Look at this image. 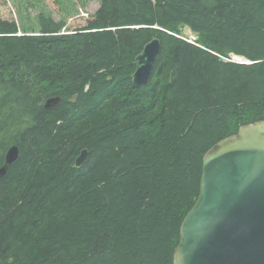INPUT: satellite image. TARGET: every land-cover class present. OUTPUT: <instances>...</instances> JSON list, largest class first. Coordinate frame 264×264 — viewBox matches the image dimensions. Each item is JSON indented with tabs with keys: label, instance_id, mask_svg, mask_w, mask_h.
<instances>
[{
	"label": "trees",
	"instance_id": "obj_1",
	"mask_svg": "<svg viewBox=\"0 0 264 264\" xmlns=\"http://www.w3.org/2000/svg\"><path fill=\"white\" fill-rule=\"evenodd\" d=\"M98 1L71 30L0 18V167L18 148L0 179V264H173L204 155L264 122V0Z\"/></svg>",
	"mask_w": 264,
	"mask_h": 264
},
{
	"label": "water",
	"instance_id": "obj_2",
	"mask_svg": "<svg viewBox=\"0 0 264 264\" xmlns=\"http://www.w3.org/2000/svg\"><path fill=\"white\" fill-rule=\"evenodd\" d=\"M160 48L153 39L136 56L134 85H145ZM59 103L50 97L43 108ZM17 158L18 148L10 147L0 179ZM173 264H264V122L241 127L204 155L199 195L181 223Z\"/></svg>",
	"mask_w": 264,
	"mask_h": 264
},
{
	"label": "rangeland",
	"instance_id": "obj_3",
	"mask_svg": "<svg viewBox=\"0 0 264 264\" xmlns=\"http://www.w3.org/2000/svg\"><path fill=\"white\" fill-rule=\"evenodd\" d=\"M98 0H0V18L14 20L20 27V33L37 32V16L42 14L54 21L66 20L67 29L71 30L84 25L85 21L98 9ZM181 39L188 42L196 37L189 29L181 31ZM232 55L227 58L230 62ZM232 61V60H231ZM237 63L246 64V60L238 58Z\"/></svg>",
	"mask_w": 264,
	"mask_h": 264
},
{
	"label": "bare ground",
	"instance_id": "obj_4",
	"mask_svg": "<svg viewBox=\"0 0 264 264\" xmlns=\"http://www.w3.org/2000/svg\"><path fill=\"white\" fill-rule=\"evenodd\" d=\"M156 32V31H155ZM153 33V32H152ZM145 35V34H144ZM174 35H176V34H174ZM164 36V35H163ZM176 37V36H175ZM154 40H158V39H154ZM164 40V39H163ZM196 41V40H195ZM195 41H193V40H191L189 43H191V44H194L195 43ZM157 56V55H156ZM156 56H155V58H156ZM154 58V59H155ZM238 58H240V57H236V56H233V57H231V62H235V63H237V61H238ZM241 59H243V58H241ZM155 61V60H154ZM154 63V62H153ZM252 71V70H251ZM123 72H124V70H123ZM199 115V114H198ZM194 118V117H193ZM196 118H197V116H196ZM248 122V121H247ZM190 129H191V127H190ZM81 154V153H80ZM76 162V161H75Z\"/></svg>",
	"mask_w": 264,
	"mask_h": 264
},
{
	"label": "built area",
	"instance_id": "obj_5",
	"mask_svg": "<svg viewBox=\"0 0 264 264\" xmlns=\"http://www.w3.org/2000/svg\"><path fill=\"white\" fill-rule=\"evenodd\" d=\"M190 41H191V40H190ZM190 41H189V42H190Z\"/></svg>",
	"mask_w": 264,
	"mask_h": 264
}]
</instances>
